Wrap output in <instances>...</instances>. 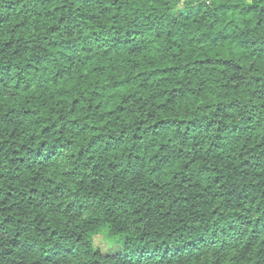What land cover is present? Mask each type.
<instances>
[{"label": "trees", "instance_id": "trees-1", "mask_svg": "<svg viewBox=\"0 0 264 264\" xmlns=\"http://www.w3.org/2000/svg\"><path fill=\"white\" fill-rule=\"evenodd\" d=\"M0 264H264V0H0Z\"/></svg>", "mask_w": 264, "mask_h": 264}, {"label": "rangeland", "instance_id": "rangeland-1", "mask_svg": "<svg viewBox=\"0 0 264 264\" xmlns=\"http://www.w3.org/2000/svg\"><path fill=\"white\" fill-rule=\"evenodd\" d=\"M96 243L97 245H99L104 251L110 250L111 249V245L108 243V241H106L105 239H103L100 236L96 237Z\"/></svg>", "mask_w": 264, "mask_h": 264}, {"label": "snow or ice", "instance_id": "snow-or-ice-1", "mask_svg": "<svg viewBox=\"0 0 264 264\" xmlns=\"http://www.w3.org/2000/svg\"><path fill=\"white\" fill-rule=\"evenodd\" d=\"M248 3L251 4L252 3V0H248Z\"/></svg>", "mask_w": 264, "mask_h": 264}]
</instances>
